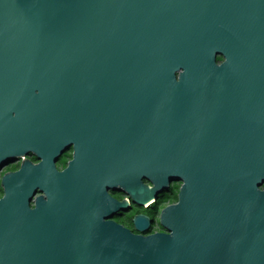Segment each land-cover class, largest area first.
<instances>
[{
	"label": "water",
	"instance_id": "95a60500",
	"mask_svg": "<svg viewBox=\"0 0 264 264\" xmlns=\"http://www.w3.org/2000/svg\"><path fill=\"white\" fill-rule=\"evenodd\" d=\"M18 160L0 264H264V0H0V172ZM172 183L162 231L104 220L126 205L102 185L143 206Z\"/></svg>",
	"mask_w": 264,
	"mask_h": 264
},
{
	"label": "flooded vegetation",
	"instance_id": "af4514ba",
	"mask_svg": "<svg viewBox=\"0 0 264 264\" xmlns=\"http://www.w3.org/2000/svg\"><path fill=\"white\" fill-rule=\"evenodd\" d=\"M72 147L69 146L66 148L64 153H62L59 158L57 159L55 166L58 171H63L68 167V163L72 159ZM32 157V156H31ZM31 157L29 158L30 160ZM34 158V157H33ZM35 159V158H34ZM37 160L35 159V161ZM20 165V164H18ZM10 172V171H9ZM3 175V174H2ZM144 185L151 186L147 181H143ZM174 183H172L168 190L171 189L170 194H165V192L158 194L155 201H151L143 206L136 205L129 194L124 192L122 189H120L119 186H108V185H102L101 188L106 196L111 199V201H116L117 203L125 202L126 205L125 209L117 210L115 212H111L108 216L104 218L105 221L112 222L116 225H119L129 231L132 234H143L146 235L147 232H140L138 226L136 225L135 218H141L147 221L148 228L151 229V232H160L162 231L161 226L159 225V212L162 208H164L166 205H170L172 203H175L176 201H173L172 199L168 200V204L164 205L163 198H165L167 195L170 197H176L178 194V189L181 184H178V188H173ZM40 193L37 192L36 196H38ZM35 196V197H36ZM160 202V204H158ZM30 207H34V202L32 201L30 204Z\"/></svg>",
	"mask_w": 264,
	"mask_h": 264
},
{
	"label": "rangeland",
	"instance_id": "374dc122",
	"mask_svg": "<svg viewBox=\"0 0 264 264\" xmlns=\"http://www.w3.org/2000/svg\"><path fill=\"white\" fill-rule=\"evenodd\" d=\"M18 164H20V160H18V161H14V162L8 164L6 167H4V168L2 169V171L0 172V179H1L2 174L8 172V168H9L11 165H18ZM173 188H174V189L178 188V183H174ZM170 192H171V189H170V190H167V191L165 192V194H170ZM166 197L170 198V196H168V195H167ZM168 203H170V202H168V200H167V201L164 202V205H165V204H168Z\"/></svg>",
	"mask_w": 264,
	"mask_h": 264
},
{
	"label": "trees",
	"instance_id": "16d2710c",
	"mask_svg": "<svg viewBox=\"0 0 264 264\" xmlns=\"http://www.w3.org/2000/svg\"><path fill=\"white\" fill-rule=\"evenodd\" d=\"M218 60H221V58L218 57ZM31 159H32V161H35V159L33 158V156L31 157ZM18 167H19V165H11V166L8 168V172H9V171H15V170L18 169ZM1 196H2V189H1V187H0V197H1ZM170 199H172L173 201H176V200H177L176 197H170V198L165 197V198H163L162 201L165 202V201L170 200ZM158 204H160V202H158Z\"/></svg>",
	"mask_w": 264,
	"mask_h": 264
}]
</instances>
